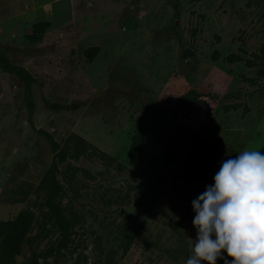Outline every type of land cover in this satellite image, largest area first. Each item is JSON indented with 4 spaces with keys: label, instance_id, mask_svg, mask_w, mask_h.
<instances>
[{
    "label": "rangeland",
    "instance_id": "obj_1",
    "mask_svg": "<svg viewBox=\"0 0 264 264\" xmlns=\"http://www.w3.org/2000/svg\"><path fill=\"white\" fill-rule=\"evenodd\" d=\"M39 22L48 27L32 42ZM263 43L264 0H0V46L37 79L31 124L21 82L0 70V220L23 209L36 215L13 264H30L57 238L39 188L53 152L39 131L60 145L80 136L95 151L60 165V204L75 226L67 250L39 264H102L107 253L118 264H181L191 256L192 201L223 160L264 151V61L253 55ZM233 54L242 60L229 63ZM189 91L203 104L185 111L177 101ZM137 133L144 143L133 161ZM169 145L178 158L167 166ZM150 188L159 198L147 211L138 198ZM123 234L134 238L126 253Z\"/></svg>",
    "mask_w": 264,
    "mask_h": 264
},
{
    "label": "trees",
    "instance_id": "obj_2",
    "mask_svg": "<svg viewBox=\"0 0 264 264\" xmlns=\"http://www.w3.org/2000/svg\"><path fill=\"white\" fill-rule=\"evenodd\" d=\"M48 27L47 22H39L31 27V35L28 38L32 42L39 41L42 34ZM260 55L253 54L254 57L260 58L264 61V43L259 49ZM95 50L88 49L86 55L92 59ZM218 57V53H214V58ZM229 63L241 61L239 55H229L227 57ZM247 65L252 67L253 62L247 61ZM0 70L6 74L14 76L22 84L23 100L28 112L29 121L32 124V117L35 113V101L33 96V86L37 83V79L25 67L14 62L10 56L6 54L4 49L0 46ZM195 103L203 104L200 95L195 91H189L184 94L178 101L177 106L185 111L189 110ZM51 107H55L51 105ZM44 134L50 148L53 152L51 165L46 171L39 188L45 192L44 200V218L53 227L57 234L56 240L50 242L44 249L33 252L30 264H39V260H49L59 257L64 250L69 247L72 231L75 226L74 216L67 214L64 207L60 204V198L64 193L63 184L58 179L60 174V165L66 163L68 160L77 161L87 154H95L92 145H90L84 138L72 135L63 145L56 142L52 135L39 131ZM144 137L142 133H137L132 136L131 144L128 149V157L130 160H139L142 155ZM91 151V152H90ZM102 153L101 156H105ZM178 158L177 149L169 145L162 154V161L165 165L173 164ZM113 160V159H111ZM204 179V178H202ZM138 198V205L151 211L155 208L159 194L154 188H150ZM36 215L30 209L21 210L14 219L0 220V264H13L16 257L22 253L24 243L32 231L35 223ZM125 239L122 240L121 245L123 253L128 252L132 242L133 235L123 234ZM225 259L232 258L224 256ZM102 264H118L114 256L107 253ZM216 264H224L223 259H217Z\"/></svg>",
    "mask_w": 264,
    "mask_h": 264
},
{
    "label": "clouds",
    "instance_id": "obj_3",
    "mask_svg": "<svg viewBox=\"0 0 264 264\" xmlns=\"http://www.w3.org/2000/svg\"><path fill=\"white\" fill-rule=\"evenodd\" d=\"M192 209L197 235L181 264H264V151L246 148L223 160Z\"/></svg>",
    "mask_w": 264,
    "mask_h": 264
}]
</instances>
